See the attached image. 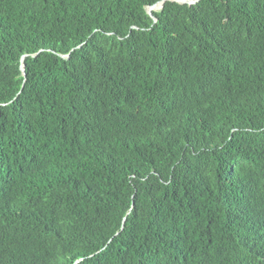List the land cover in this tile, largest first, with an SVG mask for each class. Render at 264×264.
<instances>
[{
	"label": "trees",
	"instance_id": "16d2710c",
	"mask_svg": "<svg viewBox=\"0 0 264 264\" xmlns=\"http://www.w3.org/2000/svg\"><path fill=\"white\" fill-rule=\"evenodd\" d=\"M160 1L0 0V264H264V0Z\"/></svg>",
	"mask_w": 264,
	"mask_h": 264
},
{
	"label": "water",
	"instance_id": "95a60500",
	"mask_svg": "<svg viewBox=\"0 0 264 264\" xmlns=\"http://www.w3.org/2000/svg\"><path fill=\"white\" fill-rule=\"evenodd\" d=\"M167 1H170V2H177L179 4H182V5H189V6H192V5H195L197 4L198 2H200L201 0H196L194 2H187L185 0H161L160 2L156 3L155 5H152V6H148L146 8L147 12L153 16V11H154V7H157L158 6V10H162L164 8V5ZM156 20V19H155ZM63 57H69V55L67 56H63ZM24 58H22V64H21V70H22V73L23 75L25 76L26 75V70H25V64H24Z\"/></svg>",
	"mask_w": 264,
	"mask_h": 264
},
{
	"label": "bare ground",
	"instance_id": "6f19581e",
	"mask_svg": "<svg viewBox=\"0 0 264 264\" xmlns=\"http://www.w3.org/2000/svg\"><path fill=\"white\" fill-rule=\"evenodd\" d=\"M185 1H187V2H194L196 0H191V1L190 0H185ZM157 8H158V6L157 7H154L155 10H157Z\"/></svg>",
	"mask_w": 264,
	"mask_h": 264
},
{
	"label": "rangeland",
	"instance_id": "374dc122",
	"mask_svg": "<svg viewBox=\"0 0 264 264\" xmlns=\"http://www.w3.org/2000/svg\"><path fill=\"white\" fill-rule=\"evenodd\" d=\"M155 11H158V8H157V10H155Z\"/></svg>",
	"mask_w": 264,
	"mask_h": 264
}]
</instances>
